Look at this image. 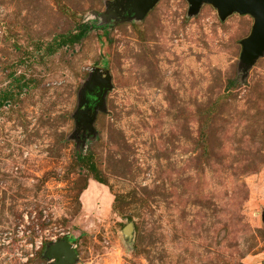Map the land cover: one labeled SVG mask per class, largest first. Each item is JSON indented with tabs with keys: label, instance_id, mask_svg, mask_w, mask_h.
Wrapping results in <instances>:
<instances>
[{
	"label": "rangeland",
	"instance_id": "1",
	"mask_svg": "<svg viewBox=\"0 0 264 264\" xmlns=\"http://www.w3.org/2000/svg\"><path fill=\"white\" fill-rule=\"evenodd\" d=\"M125 9L0 0V264H48L58 239L74 264H264V53L241 63L253 17ZM94 67L112 88L87 127Z\"/></svg>",
	"mask_w": 264,
	"mask_h": 264
},
{
	"label": "water",
	"instance_id": "2",
	"mask_svg": "<svg viewBox=\"0 0 264 264\" xmlns=\"http://www.w3.org/2000/svg\"><path fill=\"white\" fill-rule=\"evenodd\" d=\"M117 6L124 5L126 11L135 15H143L151 9L158 0H116ZM189 12L195 13L201 4L208 3L216 8L221 19H225L233 12L251 15L254 19L251 33L242 40L241 63L245 68L251 67L264 53V0H188ZM112 88L111 76L107 69L94 67L86 85L81 91L79 108L76 112L78 125L84 123L90 127L95 119L97 109H103L105 95ZM98 89L97 92H94ZM87 94L94 96V104L88 106ZM131 225L125 227L130 232ZM44 257L48 264H74L78 256L66 240L50 243L45 250Z\"/></svg>",
	"mask_w": 264,
	"mask_h": 264
},
{
	"label": "trees",
	"instance_id": "3",
	"mask_svg": "<svg viewBox=\"0 0 264 264\" xmlns=\"http://www.w3.org/2000/svg\"><path fill=\"white\" fill-rule=\"evenodd\" d=\"M86 27H82L81 29L78 30V32L76 34H73L72 37L71 36H67V37H63L65 39H69V40H74V42H78L79 40H81L83 38V36L85 35L86 32ZM99 182H102L101 180L97 179Z\"/></svg>",
	"mask_w": 264,
	"mask_h": 264
},
{
	"label": "flooded vegetation",
	"instance_id": "4",
	"mask_svg": "<svg viewBox=\"0 0 264 264\" xmlns=\"http://www.w3.org/2000/svg\"><path fill=\"white\" fill-rule=\"evenodd\" d=\"M98 89H95L94 92H97ZM86 99L88 100V106L94 104V97L87 94Z\"/></svg>",
	"mask_w": 264,
	"mask_h": 264
},
{
	"label": "built area",
	"instance_id": "5",
	"mask_svg": "<svg viewBox=\"0 0 264 264\" xmlns=\"http://www.w3.org/2000/svg\"><path fill=\"white\" fill-rule=\"evenodd\" d=\"M58 240H52L50 243H54V242H56ZM36 245H37L36 246L37 248H40L42 246V239L41 238H39V240L37 241Z\"/></svg>",
	"mask_w": 264,
	"mask_h": 264
}]
</instances>
